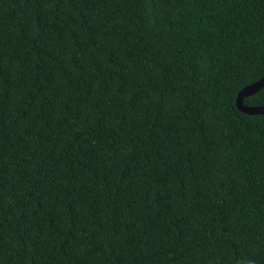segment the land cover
I'll return each mask as SVG.
<instances>
[{"label":"trees","instance_id":"trees-1","mask_svg":"<svg viewBox=\"0 0 264 264\" xmlns=\"http://www.w3.org/2000/svg\"><path fill=\"white\" fill-rule=\"evenodd\" d=\"M263 76L264 0H0V264H264Z\"/></svg>","mask_w":264,"mask_h":264},{"label":"water","instance_id":"water-1","mask_svg":"<svg viewBox=\"0 0 264 264\" xmlns=\"http://www.w3.org/2000/svg\"><path fill=\"white\" fill-rule=\"evenodd\" d=\"M264 86V76L255 82L243 87L236 96L237 108L248 114H264V105L247 106L244 104V98L255 94Z\"/></svg>","mask_w":264,"mask_h":264}]
</instances>
